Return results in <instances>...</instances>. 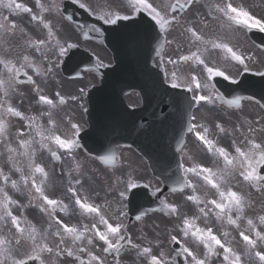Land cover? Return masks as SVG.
Instances as JSON below:
<instances>
[{
	"label": "snow or ice",
	"instance_id": "snow-or-ice-1",
	"mask_svg": "<svg viewBox=\"0 0 264 264\" xmlns=\"http://www.w3.org/2000/svg\"><path fill=\"white\" fill-rule=\"evenodd\" d=\"M72 3L104 25L143 23L148 48L164 67V83L183 90L184 95L172 103L187 113L186 134L195 137L209 163L188 155L181 137L176 148L181 154L177 171L162 182L171 193H180L182 200L159 199V207L135 215L137 222L149 212L175 218L166 239L177 247L169 254L159 239L143 234L134 239L125 223L129 205L134 203L128 192L141 185L131 171L124 177L116 150L93 156L92 149L81 143L82 125L61 116L69 101L88 112L79 103L85 90L69 96L59 90L46 94L50 83H61L58 77L67 63L64 58H72L69 51L80 47V36L89 39L100 28L78 25L79 35H66L56 19H72L64 16L62 0H34V6L0 0V264H121L124 252H134L140 264H177V257H183V264H264V95L256 100L254 95L236 94L244 85L238 77L246 73L261 78L264 92V70L254 69L256 64L264 65V60L234 42L238 33L264 34V15H257L243 0H122L119 6L104 0L95 7L83 0ZM199 7L207 10L205 15ZM25 15L31 30L14 19ZM212 23L215 27L210 29ZM127 27L120 24V28ZM73 37L76 42H71ZM129 43L140 55L141 39L136 36ZM173 47L174 54H167ZM257 48L264 52V44ZM94 67L99 71L110 65L98 61ZM216 78L227 81L230 91H221ZM22 86H28L38 113H27L14 103L18 98L23 104ZM242 101L258 105L259 112L250 118L244 114ZM193 109L218 115L209 125L198 121ZM236 113V120L225 119ZM104 133L100 127L84 135L93 137L103 149L100 136ZM225 137H231L227 146L221 143ZM82 149L93 163L99 161L112 169L99 202L100 191L85 188L97 169L78 160ZM44 153L50 164L40 158ZM66 161L71 165L65 167ZM117 171L122 175H116ZM57 177L69 203L49 194ZM159 192L157 187L151 195ZM15 194L25 196L27 202ZM189 202L194 209L191 215L182 210ZM30 208L38 209L45 223L30 219Z\"/></svg>",
	"mask_w": 264,
	"mask_h": 264
},
{
	"label": "rangeland",
	"instance_id": "rangeland-1",
	"mask_svg": "<svg viewBox=\"0 0 264 264\" xmlns=\"http://www.w3.org/2000/svg\"><path fill=\"white\" fill-rule=\"evenodd\" d=\"M31 5L32 6H34V0H31ZM46 94H50V95H53V94H51V93H46ZM28 97H32L33 98V96L29 93V94H27L26 95V97L24 98V100L26 99V98H28ZM34 99V98H33ZM258 112H259V110H258ZM228 144H230V141L227 143V145ZM145 178H149V176H147V174H145V176H144ZM142 180V178H136V181H141ZM27 215L29 216V218H44L43 217V215L39 212V210L38 209H28L27 210Z\"/></svg>",
	"mask_w": 264,
	"mask_h": 264
},
{
	"label": "water",
	"instance_id": "water-1",
	"mask_svg": "<svg viewBox=\"0 0 264 264\" xmlns=\"http://www.w3.org/2000/svg\"><path fill=\"white\" fill-rule=\"evenodd\" d=\"M153 72L156 73V74L158 73L157 70H155V69H153ZM164 90L167 91L166 88H164Z\"/></svg>",
	"mask_w": 264,
	"mask_h": 264
},
{
	"label": "flooded vegetation",
	"instance_id": "flooded-vegetation-1",
	"mask_svg": "<svg viewBox=\"0 0 264 264\" xmlns=\"http://www.w3.org/2000/svg\"><path fill=\"white\" fill-rule=\"evenodd\" d=\"M206 11H207V10H206ZM74 219H75V220H74L73 222H76V219H77V218H74ZM174 219H175V218H174ZM85 222H87V221H85ZM121 255L124 256V253H122Z\"/></svg>",
	"mask_w": 264,
	"mask_h": 264
}]
</instances>
